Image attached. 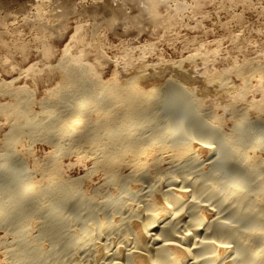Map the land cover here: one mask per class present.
Returning a JSON list of instances; mask_svg holds the SVG:
<instances>
[{"label": "bare ground", "instance_id": "obj_1", "mask_svg": "<svg viewBox=\"0 0 264 264\" xmlns=\"http://www.w3.org/2000/svg\"><path fill=\"white\" fill-rule=\"evenodd\" d=\"M130 1H133L132 4H130ZM112 2H114V0H86L85 5L80 6L78 11L72 10L73 16H92L93 21L88 26H84L80 22L76 24L77 28L82 30L79 34H77V37L75 36V38H73L75 40L72 41V44L81 46V53H69V47L65 44L60 51L61 55L59 57L56 55V50L49 45L48 42L50 41V38L56 37L61 33L60 30L64 23L60 22L58 25L53 26L51 24V20H49L51 17L50 9H48L49 7H47L42 1L34 0L33 6L36 18L30 22V24L35 34L29 38L21 36L22 32L21 30H18L21 26L9 27L6 23L7 16L5 20H0V116L11 122L12 130L10 131H13L14 133L16 132L14 136H18L17 131L22 129L24 132L26 129L23 128L26 126H24L26 117H28V122L26 124L29 128L32 126H30V124L33 122V124H41V120H39V122H35L37 118H34V113V115H32V112L29 111L31 116L35 119H33L32 122L30 115H24L25 113H28L27 105L29 107V98L31 99L33 94L39 96V99L37 100V104L34 100L30 103H35L36 105L41 106V108L42 106H45V109L48 105H50V107L52 106L51 102L54 101L53 99L57 97L60 91H66L64 92L65 94H69L70 92L71 95L69 94L65 96L64 94L63 96L65 97H61L63 99L65 98L67 101H71V98L73 100V96H75L74 98H76V96L81 98L83 93L86 92L85 90H92V86H96V88H100L101 90L106 89L108 92H106V94H108V97L105 96L106 98H109L111 94L117 95L115 96V99L117 98L116 100L113 99L114 96H110L113 97L111 98V105L113 106L111 111H114L115 114L113 113V116L112 112L110 113L113 117L109 116L110 114L108 113L110 111H103L105 108L101 105V103L94 104L92 107L90 105L89 109L85 113L81 112L80 110H82L84 104L86 103V97L81 99L79 98L77 103L74 102L75 106L73 105V108H71L70 103L69 107L71 110L74 109L71 114L74 116L70 117V119L68 118L66 122L64 120L65 125H63L70 131H75L78 126L84 122V116L90 113L89 117H85L86 121L81 129V132L79 131L80 133H77L74 138L69 141L70 143L67 141L69 143L68 147H65V149L61 146L65 149V153L75 157L73 163L66 165V167L70 169L75 164L83 163V166H86L83 172L84 176H81V178L76 176L78 177L76 178L74 176L67 177L63 174L64 164L61 160H59L61 159L59 158L60 154H57V150L54 149L53 153L46 155L42 164L37 163L34 165V170L42 172L41 174L43 175L39 179L34 180L30 185L26 186L24 190H22V194H25L24 196H26L28 192L31 193L34 191L35 196L31 197L29 202L30 204L32 202L31 205H33L34 202L36 203V200H39L38 197L45 196L60 202L62 201L61 203L66 208L69 207L68 204H66L67 200L70 197H73V195L75 197L78 196L76 194H80L82 198H80L81 200L76 202L74 206L82 210L88 209L90 215H100L101 226L99 227L101 230L106 226L113 224L112 229L109 231L104 232L100 230L105 233V236L94 239L89 237L90 239L92 238V243L89 242V244L91 243L90 246L86 245V247L85 244H75L76 249L74 250L73 261L77 264H211L213 262L215 264H239L241 263L239 260L241 261L243 255L237 252L236 255H232V253H234L233 251L231 253L233 259H229V255L224 254L226 247H223V245L220 246L221 244L218 245L219 241L217 242L219 236L223 235L224 237L227 236L226 238H232L236 231V233L240 232V237H238L239 235H236V240H239V244L241 241L244 242V253L252 258L249 263L264 264V232H256V230L254 231L252 227V229L250 227L242 229L240 225L236 226L237 228L239 227L238 229L240 230L232 228V226L229 228L230 225H228V223L230 224V222H227V220L236 222V219L239 217L244 214H249L244 213V207H247L248 210L245 209L246 211H252L250 215L255 214V216H251V218L248 219L249 221L264 220V182L259 181L262 180V177H260L261 175H258V172H256V169L258 170L256 166L259 164L264 165V160L258 161L256 158L257 155L255 154V157L252 155L250 158L244 156L245 158L247 157V159L243 161L244 166L246 161V166L252 175H254L255 172L258 175L257 177L255 174V176L259 179V182H257L259 183L258 185H262V193L260 191L259 194L252 195L254 193H242L237 187H231L227 190L228 193L226 192L227 195H225V197L224 195H220V192L219 195L221 197L216 196L214 199L211 198L212 201L220 200L222 198L221 202L218 201L220 208L221 206L224 207V205L227 206L228 202L231 201L228 197L231 198L232 195H236V197L228 205L229 207L227 210H229L227 213L229 215H225L224 213V215H221V213H218L221 211V208L217 209L220 210L218 212L216 209H213L216 202L209 206H206L205 203H199L200 201L198 202V200L204 198L202 197L203 195L198 198L199 195L197 194L200 191H197L198 193L194 191V194L190 198L186 197L188 198L186 199L184 196L186 191L183 190V185L189 182L190 179L188 177H183L180 184H176L177 179H175V177H162V175L166 172L162 165L164 163H167L170 166L178 164L181 165L179 166L181 170L187 171L188 168L184 165V162L178 163V161L195 152V145L190 143L172 144L171 142L164 140L166 139V135L161 132V129H159L161 128L159 127L161 118L157 114L156 106L159 95L157 94V96H154V94L160 90V85H151L146 88V86L150 85V83L156 79L154 75L159 74L158 77L160 78L162 76L161 74L167 70L177 72L178 70H183V65L188 64L190 68H187L188 71L196 73V78L198 79L197 81L201 83L198 85L197 91V87H195V91L199 92V94H197L199 99L197 100L199 103H197L198 105H200L205 97H209V102H211L213 107H216L214 109H221L223 114L227 113L230 115V120L232 118L235 119L234 123L238 120L236 119L237 116H231V113L234 110L240 111L243 109L244 114L251 112L256 119L258 117L264 119V86L261 82L262 74H254L251 70L254 66H259L261 67L260 69H264V60L260 63H255V59L253 58H244L242 62L243 65L240 66L234 63L232 61V57H230L228 59V62L230 61L229 63L231 64L230 67L226 69H214L205 75L203 74V70L206 68L199 73L191 66L194 58L193 55L178 61L164 62L158 58L156 59L157 62L155 64L154 62L149 63L151 60L148 59L145 61L140 60L138 63H134V65H132V62L127 60L122 65H119L115 63V57L108 55L109 51L113 49L111 41L107 39L105 32L99 31V24L106 22L103 20L101 21V19H97L96 16L101 14L104 18H108V34L114 33L117 29V27L114 26V23L118 20H122V22L117 25L120 27L123 25L126 27L129 26L127 29L128 33L133 30H137L135 32H138L150 29L148 31L150 35L166 37L169 31L176 29L175 27L187 29L190 28L192 24H195V22L203 21L209 14L211 16L215 15V11H223L224 13L229 14L230 18L235 19L236 26L234 29H230L228 23L226 22H218L220 27L223 28L222 34H227L224 36L225 38H223L228 41H233L238 36V34H235L234 32L236 30L242 29L247 36L246 32H248V28L244 24L242 16L236 13V9L240 11H244L245 8L250 10L252 6H250L249 0H196L195 6L191 9L185 7V5L180 2L175 3V0H120V2L114 5L116 6L115 8L111 7ZM207 8H211L207 12L208 14L205 11ZM51 9L53 10V8ZM127 9L128 11L125 12ZM187 17H190L191 21ZM125 19H128V24L124 22ZM79 21H81V18ZM204 36L207 38V34ZM248 44L249 41L247 40V37L243 36L238 38L235 42L236 46L234 47L238 49V52H240L245 49ZM15 53L20 54L19 62L13 58ZM28 53H33L35 58H39V60L30 63L32 59L28 58ZM88 59H92V62L90 61V63H88ZM110 62L114 64L113 74L115 75L108 80L102 81L96 74V69H93V67H101V69L105 70L108 68V64ZM204 62L205 61H203L202 64H205ZM93 70L95 72H93ZM7 73H15L16 76L9 81L1 78L3 77V74ZM231 76H233V78L238 82L236 85L228 84L227 78ZM18 81L21 82V86L15 85ZM89 85L92 86L90 87ZM106 90L103 91L105 92ZM90 93L91 91L89 94ZM101 94H103V92H101ZM29 95L31 96L29 97ZM105 97L103 98V101H107L105 100ZM74 103L72 101V104ZM53 104L55 103L53 102ZM58 107L59 105L57 106L56 104L55 108ZM77 109L79 110L76 112ZM42 110L41 111L44 112V109ZM23 112L25 113L23 114ZM42 112L40 114L39 111L40 116L44 114ZM134 112L141 115V117L143 116V121H141L150 127V130L148 131H151V133L148 132L149 134H145L147 136H143V133L142 135L139 133L142 130H140V128L143 127L138 128L135 125L137 129L133 128L136 122H134V124L131 121L129 122V120L134 117ZM244 114L243 116H247ZM216 115L217 116H215L214 120H220L221 117L218 114ZM23 116L25 117L22 118ZM240 116L238 117L239 119L242 117ZM29 117L31 118L30 124ZM49 120H45V122H49ZM51 121L55 122L52 119ZM47 122L45 123L46 125H41L47 126V124H49ZM55 123L57 124L58 122ZM55 123L51 124V128L54 127V129H58L57 126L55 127ZM39 125L33 126L41 129V126ZM49 125L47 127L50 128ZM60 127V130H62V126ZM29 128L26 130L29 131ZM42 128L46 129L44 126ZM31 129L32 127L30 130ZM42 130H40V133L43 132ZM27 131L26 134L28 133ZM47 131L48 130L46 129V132ZM23 132L19 133H22L23 135ZM46 132L44 131L45 134L43 133V136L45 135L44 137L48 135H46ZM56 132L58 131L56 130ZM59 133H61V131ZM59 133H57V136ZM62 134L63 133H61L59 137ZM61 137L63 138L64 135ZM146 137H148V139H146ZM65 141L64 143L67 145ZM6 142L7 141L5 139V143ZM58 148L59 146H57V149ZM65 153L62 154L65 155ZM232 155H238V151L233 150ZM260 158L258 159L260 160ZM88 164H90V167H87ZM97 173L101 174L102 178L100 184L96 186L97 191H100V193L108 191L110 193L109 196H111H108L109 198L106 199L104 198L105 196H100L101 198L98 197L100 199L99 201L92 199L93 197L91 195L88 196L89 192L88 194L86 193L88 189L87 183L90 182L89 179H91L92 175ZM88 176L89 179L87 178ZM140 179L144 180L143 183H146V185L152 186L150 187L152 189L147 191L146 186H144L142 182L140 183ZM218 179L221 180V177L217 178V180ZM217 180L214 179V181ZM57 183H60L58 188H48L50 185L52 186ZM159 185L162 187H159ZM212 186L213 185L209 187L211 189L214 187L212 191L217 190L215 186ZM122 187H124V191L122 192L124 195L122 198H118L116 194L123 190ZM201 190H203V187ZM205 191L203 190L202 193ZM22 194L20 195L19 192L17 197H24ZM129 194L142 199V208L140 207L136 209V207L130 205ZM17 197L16 199L19 201V198ZM227 198L228 202H226ZM71 199L72 198H70V200ZM10 200L12 199L10 198L7 204L5 202L4 206L13 207L14 205H12ZM202 200L206 201V203L209 202L206 199ZM208 200H210V198H208ZM12 201L15 202L16 200ZM20 201H22V199ZM38 202L39 201H37V203ZM40 202L38 204L36 203V206L40 205ZM260 202L262 204L259 206L258 204ZM252 203L255 204L253 205L254 207H252ZM30 204L29 206L27 205V207L31 208ZM4 206L0 208V216L5 215L7 212V208ZM248 207H252V209ZM214 208L217 207L215 206ZM20 209L16 208L13 212L14 219L21 217L20 213L22 210ZM28 210L26 211L27 213H25L27 214V217L29 216L30 218ZM204 211L210 212H207V214H212L213 212L216 214L209 222L208 228L201 227L203 223H207L209 221L207 220ZM22 212L25 214L24 211ZM29 214L33 215L30 212ZM106 214H110L112 217V220L110 219L111 221H107L109 223H107L108 225L103 218ZM123 214L126 216L123 217ZM101 215L103 217H101ZM9 217H11V215ZM27 217V220L25 219L26 222L29 220L31 221V219ZM31 218L33 220L34 217L31 216ZM64 218V216H60L59 219H57L59 221L51 226H43V224L40 225L43 227L38 234V238L36 237L35 239L34 237L31 240L39 239L40 241L37 240L39 242L36 244L38 246L44 239L55 241V244L59 245L60 243L61 245L62 243L64 245V242L65 244L67 243V245L70 244L71 240L68 239L70 241L69 243V241H66L65 238L70 237L71 233H73L74 236L75 234H79L77 233L79 230H72L74 228L73 223L71 222L73 225V227L71 226V229L65 222ZM11 221L12 220L9 221L7 219L3 223L8 224L9 222L11 223ZM34 221L35 220H33V222ZM23 222L26 223L25 221ZM90 226L92 227V225ZM91 227L88 228L91 229ZM88 228L86 229L89 230ZM177 228L182 229L177 232ZM97 231L99 232L98 229ZM23 232L24 230H21V234ZM107 232L108 234H106ZM258 232H261L260 235L256 234ZM57 233H59L60 236H58ZM95 234L97 235V233ZM23 235H25V232ZM63 237L65 240H63ZM84 237L85 236H83V238L81 237L82 240L80 239L79 241L84 243L87 239L89 241L88 236H86L87 238L85 237L86 240ZM27 240L29 241L30 238L28 237L26 241L22 240L24 243L21 244L19 240L20 245L15 248L13 242V251L16 250V253L13 254L19 253L17 255L18 257L20 254L22 255L28 252L31 253V249H27L29 247L26 245L30 243L29 246L33 245L32 247H34L35 240L32 241L34 243L32 245L31 242H28ZM220 241H222V239ZM15 242L16 246L18 243L17 241ZM215 242H217V244H215ZM254 243H258V245L254 246ZM24 244L26 245L24 246ZM63 247L66 246L64 245L62 248ZM3 248H5L4 252L6 253H3L2 251V254H5L2 256H10L11 253L8 251L12 248L11 244L8 246L6 245L5 247L3 244ZM33 249L32 251L34 252L36 249ZM38 250L39 252L42 251L41 249H37L36 252ZM67 250H69V247ZM67 250L66 252L68 253ZM39 252H34L36 255L32 253L34 256H31V254L28 255V258L29 256L32 258L30 263L44 264L43 255H40ZM69 256L72 258L71 252ZM45 257L44 260L46 259ZM12 258H10V262H13ZM4 260L7 259L4 258ZM16 260L17 258L15 259V262L18 260L22 261V259ZM26 261H28V259L25 260V264ZM61 261L60 264L62 263ZM5 263L7 264V261L4 262V264ZM15 264H24V262L18 261ZM48 264L50 263L48 262Z\"/></svg>", "mask_w": 264, "mask_h": 264}, {"label": "rangeland", "instance_id": "obj_2", "mask_svg": "<svg viewBox=\"0 0 264 264\" xmlns=\"http://www.w3.org/2000/svg\"><path fill=\"white\" fill-rule=\"evenodd\" d=\"M40 1H42L43 3H45L47 7H49L48 9H50V12H51L50 13L51 17L49 18V20H51V24L53 26L58 25L60 22L64 23L60 30L61 33L56 37L50 38V41L48 42L49 45H51L56 50L57 57L61 55L60 51L65 44H67L69 47L68 49L69 53L70 52H72V54L81 53V46H76L72 44V41L75 40L73 38H75V36L77 37V34H79V32H81L82 30V29H78L76 24L80 22L82 25L88 26L93 21V19H92V16H81V15L73 16L72 10L78 11L80 9V6L85 5L86 0H40ZM175 1H176L175 3L180 2L184 4L185 7L189 9L193 8L196 4V0H175ZM118 2H120V0H114V2H112L111 7L115 8L116 6L114 5ZM132 2L133 1H130V4H132ZM33 3H34V0H0V20L1 19L5 20L7 16L6 23L8 24V26L9 27L21 26V28H18V30H21L22 32L21 36H24L25 38H29L30 36L35 34L30 24V22H32L36 18ZM249 3H250V6H252L250 10L246 8L244 11H240L236 9V13L242 16L244 24L248 28V32H246L247 36L242 29L236 30L234 32L235 34H238V36L233 41H228L227 39H224L225 38L224 36L227 34H222L223 28L220 27L218 22L219 21H222V23L226 22L228 23L230 29H234L236 26L235 19L230 18L229 14H226L223 11H215L214 12L215 15H212V16L209 14L210 16L208 15L201 22H195V24H192L190 28L184 29L180 27H175L176 29L169 31L166 37H163V36L158 37L159 35L152 36L150 35V33H148L150 29H146L145 31H138V32H135L137 30H133V31L131 30L132 32L129 31L128 33L127 29L129 26L126 27L125 25H123L122 27H120L117 25L118 23H121L122 20H118L116 23H114V26L117 27L116 31L114 33L108 34L109 33L108 31L109 27L107 26L108 18H104L103 16H101V14H98L96 16H97V19H101V21L103 20L106 22V23L99 24V31L105 32L107 39L111 41V45L113 49L109 51L108 55H110L111 57H115V63L122 65L127 60H130L132 62L131 64L134 65V63L136 64L140 60L145 61L149 59L151 60V62L149 63L154 62L155 64L157 62L156 59L158 58H160L164 62H167V61L182 60L188 56L193 55L194 58H193V63L191 64V66L194 67V70L196 69L199 73L204 68H206L203 70V74L205 75L206 73H209L214 69L218 70V69H226L230 67L231 65L229 63L230 61L228 62V59L230 57H232V61L234 63L240 66L243 65L242 62L244 58H251V59L253 58L255 59L254 60L255 63H260L264 60V0H249ZM51 8H53V10ZM210 9L211 8H207L205 10L206 13ZM126 11H128V9L125 10V12ZM79 17L81 18V21H79L80 20ZM187 18L191 21L190 17H187ZM127 20L128 19H125L124 22L127 23ZM205 34H207V38H205L206 37L204 36ZM243 36L247 37L249 44L245 49L238 52V49L234 47L236 46L235 42L238 40L239 37H243ZM226 55H229V56H226ZM27 56L28 58L32 59L30 63L35 62L36 60H39V58H35L33 53H28ZM13 58L17 62H19L20 54L15 53ZM87 61L88 63H90V61L92 62V59H88ZM201 61L202 62L205 61L204 62L205 64H202ZM108 65H109L108 68H106L105 70L101 69V67H97V68L93 67V69H96V74L99 76V78L102 81L108 80L112 76L115 75L113 74L114 64L110 62ZM182 67H183V70L181 69V70H178L177 72H172V71L167 70L166 72L161 74L162 76L160 78L158 77L159 74L154 75L156 79L153 80L150 83V85L146 86L147 88V87H150L151 85H160V90L156 94H154V96L155 95L157 96V94L159 95L158 103L156 106H157V114L161 118V121L159 123L160 125L159 127L161 128L159 129H161V132L166 135L165 136L166 139L164 140L167 142H171L172 144L173 143L174 144H187V143L189 144L190 143L192 145H195V152H193L192 154H189L188 157L182 158L179 161L177 160L178 163L184 162V165L187 166L188 168L187 171L181 170V168H179V166L181 165L176 164L174 166H170L169 164L164 163L162 167L165 169L166 172L165 174L162 175V177L164 178H167L169 176L175 177V179H177L176 184H180V181L183 180L182 179L183 177H188L190 181L185 183V185H183V190L186 191V193L184 194L185 198L186 197L190 198L194 194V191L195 192L200 191L199 193L197 192L198 193L197 195H199L198 198H200L203 195L202 197L204 198L202 199L204 200L206 199L209 202L206 203V201H203L202 199H201L202 201L198 200V202L200 201L199 203L201 204L205 203L206 206L212 205L213 203L216 202L214 207L216 206L217 208L213 207V209H216V210L219 208L218 201L221 202L222 198L220 200H214V201H212V199L220 195L222 196L224 195L225 197V195H227L228 193L227 190L231 187L232 188L237 187L239 191L242 193H250V194L254 193L252 195L259 194L260 191L262 193L263 192L261 190L262 185H258L259 183L257 182L259 181L264 182L262 181L264 180L263 179L264 178L263 177L264 167H262L264 165L259 164L256 166L258 168V170L256 169V172H258V175H261L260 177H262V180H259L257 178L258 175L256 174V172L254 173V175H252L246 166V161H245V166H244L243 161L246 160L247 157L250 158L252 155H254L253 157H255V154L258 156V157L256 156L258 161L264 160V119L259 118V117L256 119V117L253 116L251 112H247L246 114H244L243 109L240 111L234 110L231 113V116L232 117L237 116V118L236 117L235 118L239 120V121L236 120L239 123L237 122L234 123L235 119L231 117L232 119L230 120L229 118L230 115H228L227 113L223 114L221 109H214L216 107H213L211 102H209L210 101L209 97H205L203 101L200 103V105H198L199 103L197 100L199 99H198L197 94H199V92H196V91L198 89V85L201 83L197 81L198 79L196 78L197 76L196 73H194L193 71L192 72L188 71L187 69L189 68L188 64L183 65ZM260 68L261 67L259 66H254L253 69L251 70L254 72V74H262L261 82H262V85L264 86V69H260ZM93 72L95 71L93 70ZM15 76H16L15 73H7V74H3V77L1 78H4L9 81ZM227 81H228V84L236 85L238 83L233 78V76L228 77ZM20 84L21 82L18 81L16 82L15 85L21 86L22 84L21 85ZM89 86L91 87L92 85H89ZM195 87H197L196 91H195ZM92 90H90L92 94L91 93L89 94L90 91L85 90L86 91L85 93L87 94L83 93V95L81 96V98L86 97L87 100L85 99L86 103L84 104V107L80 111L85 113L89 109L90 105L92 107L94 106V104L101 103V105L104 106L105 108L103 111L106 112L108 110L110 111L108 114H110L112 112L111 110L113 109L112 108L113 106L111 105L112 103L111 98L113 97H110V96L111 95L114 96L113 99L116 100L117 98L115 99V96L117 95L111 94L109 96V98L111 99L110 100L109 98H106L108 97L107 96L108 94H106L107 92L106 89L101 90L100 88H96V86H92ZM98 90L99 91L101 90V91L99 92ZM103 90H106V91L104 92ZM64 92L66 91L59 92L57 97L53 99L54 100L53 102L55 104L51 102L52 108L50 107V105H48L46 107L47 110L45 109V106L44 107L42 106L41 108V106L36 105L37 100L39 99V96L31 94L32 96L29 95V97L31 96V99L29 98L30 108L27 105L28 113H25L27 112L25 110H24L25 112H23V114L25 113L24 115L28 114L27 116L30 115V117L32 118L31 119L29 117V124L33 121L35 117L37 118V120L34 119L35 122L37 121L39 122V120H41L40 121L41 124H45L47 122V121L45 122V120L50 119L49 122H47L50 124V125L47 124V126L49 125L50 128H51V124L58 122L57 124L56 123L54 124L55 127L57 126L58 129L56 128L54 129V127L51 128L52 130L54 129L53 130L54 132L49 127L45 126L46 124L45 125H41V124L39 125L38 123L33 124L34 122L30 124V126L32 125L31 126L32 129L30 130L31 127L29 128L26 124L28 122V117H26L24 126L26 125L29 128V131H27L28 128L25 126L23 128H26L27 130L23 129L24 130L23 132L21 129L17 131L18 136L17 135L14 136L16 132L14 133L13 131H10L12 130L11 122L0 116V208L4 206L5 202L7 204L10 198L12 200L18 201V199H16L17 194L19 195V192H20V195H21L22 190H24L26 186L30 185L34 180L42 177L43 175L41 174L42 172L34 170V165L37 163L42 164L43 159L46 157V155L53 153L54 149L57 150L56 152L57 154L58 153L60 154L59 155L60 157L59 156L58 157L61 159L59 160H61L64 164L63 174H65L67 177L78 176L81 178V176H84L83 172L86 166L84 167L83 163L75 164L70 169L66 167V165L73 163V160L75 159V157L73 155L71 156L70 154L68 155L67 153H65L64 150L68 147V144L70 143L69 141H71L77 133L79 134L81 132V129L86 121L85 117H89L90 113L84 116V119H83L84 122H82L75 131L72 132L68 128H65L63 126L65 125L64 120L66 122L68 118L70 119V117L74 116L73 114H71L74 109L71 110V108L75 106V103L79 101L80 97L76 96V98H74L75 96H73V100L72 98L71 99L69 98L71 101H67L65 100V98L63 99L61 97H65L66 95H69L70 92L67 91L69 92V94L67 93L65 94ZM101 92H103V94H101ZM64 94L65 96H63ZM154 96L152 97L155 98ZM104 97H105V100L107 101H103ZM32 100L36 101L35 102L36 104L30 103ZM72 101L73 103L74 102L75 103L72 104ZM70 103H71V108L69 107ZM56 104L57 106L59 105L60 108L59 107L55 108ZM40 108L41 110L44 109V112H42L43 110L41 111ZM78 110L79 109H77L76 112ZM29 111L32 112L31 113L32 115L35 114L34 118L31 116ZM39 111H40V114L41 112L44 113L42 114L44 117L42 115L40 116ZM113 113L114 111L112 112V114ZM112 114H110L109 116L113 117L115 113L113 114V116ZM216 114H218L221 117L220 120L216 119L218 121L214 120L215 116H217ZM243 114L247 116H243ZM239 116L241 117L240 118L241 120L238 118ZM24 117L25 116H23L22 118ZM30 119H31V122H30ZM51 119L54 120L55 122L51 121ZM141 120L143 121V116L141 117V115H138L137 113L134 112V117H132V119H130L129 122L131 121L133 124L134 122H136L134 126L132 125L133 128H136L135 125L138 128L143 127V128H140V130L142 129L141 130L142 132L139 129L138 130L140 132L138 130L137 131L141 135L143 133L144 134L143 136H147L145 134L151 133V131L150 132L148 131L150 130V127L144 124ZM33 125H36V126L39 125L41 126L40 127L41 129H39V127H37L38 128L37 129L36 126H33ZM43 126L48 130L47 131L48 133L46 132V129L42 128ZM60 126H62L63 128L62 130H60L61 129ZM48 128L50 129L51 132L49 131ZM40 130L43 131L41 132L42 134L40 133ZM56 130L58 132H56ZM59 130L61 131V133H63L61 136L64 135L63 138L66 141L61 136H60L61 138L59 137V135L61 134L59 133L60 132ZM26 131L28 132L27 134H26ZM44 131L46 132V135L48 134L46 137H44L45 135L43 136ZM19 132H23V135L22 133H19ZM57 133H59L58 136H57ZM5 139L7 141L6 142L7 145L9 144L8 146L5 143ZM8 139H9V143H8ZM60 139H61V142H60ZM62 139L66 142L67 145H65ZM146 139H148V137H146ZM3 142L5 143L6 148ZM57 146H59L58 149H57ZM61 146H63L64 148L66 147V148L64 149ZM233 150H237L238 155L233 156L232 155ZM62 153H65V155L66 154L67 155L65 156ZM244 156H247V157L245 158ZM258 158H260V160ZM87 167H90V164H88ZM255 174L257 175V177L255 176ZM216 175H217V178L221 177V180L218 179L219 180L218 181L216 178ZM253 176L257 178V181H256V178H254ZM87 178L89 179V176ZM214 179H216L217 181H214ZM140 180H141L140 183L142 182V184L146 186L147 191L152 189L150 188L152 186L146 185V183H143L144 180L142 179ZM89 181L90 182L87 183L88 189L86 193L88 194L89 192L88 196L91 195L93 197L92 199L94 200L96 199L95 201H99L100 200L99 198L101 197L105 196L104 197L105 199L111 197L109 196L110 193L108 191L104 193H100V191H97L96 189L97 188L96 186L100 184V182L102 181L101 174L97 173V174L92 175ZM200 182L202 186L200 185ZM59 185L60 183L59 184L57 183L52 186L50 185V187L48 188L50 189L58 188ZM195 185H197L198 187ZM211 185L215 186L217 190L212 191L214 187L212 186L213 187L212 189L209 188L211 187ZM159 187H162V186L159 185ZM202 187L204 191L206 190L204 193H202L203 192V190H201ZM208 188L210 189V191ZM122 189L123 190L120 192L121 194L118 193L119 191L117 192L118 194H116L118 198H122L124 195L122 193L124 191V187H122ZM91 192L94 194H92ZM99 194H102V195H99ZM24 195L25 194H22V196ZM76 195L78 196L74 197L73 195V197H70L72 198L71 200L70 198L67 200L66 204H68L69 206L67 208L61 203L62 201L60 202L58 200L47 198L45 196L38 197L39 200H36V203L37 201L39 202L42 201L40 202L41 206L40 205L36 206L35 202L33 205H31L32 202L31 204L29 202H30L31 197L35 196L34 191H32L31 193L28 192L27 195L24 197H21V196L17 197L19 198L18 202L16 201L14 202L10 200L12 205L14 206L8 207L5 205L4 207L7 208V212L5 215L0 216V263L2 262L1 264H4V262L7 261V264L8 263L15 264L19 261V262H24L25 264V260L28 259V261H26V264H32L30 263L32 259L31 256H34L32 255V253L33 254L38 253L39 250L37 252L36 250L41 249L42 251H40L41 253L39 252V254L43 255L44 264H46V262L47 264L48 262L50 264H60L61 260H62L61 264H64V263L65 264H77V263H74L73 261V257H74L73 254H74V250L76 249L75 244L76 245L85 244V246L86 245L90 246V244L92 243L91 242L92 238L94 239L97 237L105 236L104 232L111 230L113 227L112 226L113 224L106 226L105 227L106 230L105 228H103L104 230L103 229L101 230V228L99 227L101 226L100 215L99 216L98 214L90 215L88 209L82 210L74 206L75 203L81 200L80 198H82L80 194H76ZM128 196L130 198V205L136 207V209L140 207L142 208L143 203L141 202L142 201L141 198L136 197L132 194H129ZM232 197L231 198L228 197L231 200L230 202H228V198H227L226 202H228V205L232 202V200L236 197V195L234 196L232 195ZM208 198H210L211 201L208 200ZM21 199L22 201H20ZM28 203L31 205V208L27 207V205L29 206ZM261 204L262 203L260 202L258 205L260 206ZM228 205L227 206L224 205V207L221 206L220 208L222 212L220 210H217V212L220 211L218 213H221V215H224V214L227 215L228 214L227 211L229 210V209L227 210V208L229 207ZM251 205L252 207H254L253 205L255 204L252 203ZM252 207H248V208L252 209ZM16 208L18 209L22 208L20 210L24 211V213L29 208L28 215H30V218L29 216L27 217V214H26L27 212L23 214V212L21 211L20 213L21 217L19 218H22V219H19L18 217H17L18 219L16 218L14 219L13 212L16 210ZM245 209L248 210L247 207H244V213H249V214H244L243 216L239 217L238 219H236V222H233V221L231 222L230 220H227V222L228 221L230 222V224L228 223V225H230L229 228H231L232 226V228L238 229L239 227L237 228L236 226L240 225L242 229L245 227L247 228L252 227L254 231L256 230V232L257 231L264 232V220L249 221L248 219L251 218V216L252 217L255 216V214L253 213L254 215L252 214L250 215L252 211L251 210L246 211ZM29 212L32 213L33 215L29 214ZM207 212L209 211H204V214L207 217V220L209 221L207 223L205 222L202 224L201 227L203 228H208L209 222L211 221V219L214 218V215H216L215 212H213L212 214H209L210 212L207 214ZM10 215L11 217H9ZM25 216L31 219V221L29 220L26 222L27 219ZM31 216L34 217L33 220H35L36 222L35 221L33 222ZM60 216L65 217L64 218L65 222L70 226L71 229L74 225V228L72 230H76V229H77L76 231L79 230L77 232L79 234L77 235L75 234L74 236L73 233L70 232L72 230L69 229L71 236L65 239L66 241L71 240L72 244L70 243V241H69L70 244L68 245L67 243L65 244L64 242V245L67 248L63 247L64 248L63 249L62 248V246H64L63 243L62 245L61 243L59 245V244H55V241L44 239L45 241L43 240V242H40L41 244H39V246L36 245L38 244L40 240L37 239L39 240L37 241L35 239L36 237L38 238V234L41 231L42 227L47 226V225L49 226L54 225V223L59 221L57 219H59ZM124 216L126 215L123 214V217ZM101 217L103 216L101 215ZM103 218L106 224L112 220V217L110 214L104 215ZM7 219L9 221L12 220L11 223L10 222L8 224L3 223ZM23 221H25L26 223H24ZM71 222L73 223V225ZM42 224L43 226L41 227L40 225ZM90 225H92L93 228ZM87 226L89 228L91 227L92 230L89 229ZM86 228H88L89 230H87ZM97 229L99 230L101 234L97 231ZM181 229L182 228H177L176 231L178 232V230H181ZM21 230H24L25 235H23L24 232L21 234ZM100 230L104 232H101ZM236 232L234 234L235 237L232 236V238L231 237L226 238L227 236L224 237L223 235L219 236V239L217 240V242L219 241L218 245L221 244L220 246L223 245V247H226L224 254L229 255V259L232 258V255H236V252H237L244 256V257L242 256L243 259L241 258V261L239 260V262H241L242 264H248L249 262H251L252 258L249 255L248 256L245 255L244 246H243L244 242L240 240L241 242L239 244V240H236L237 239L236 237L238 235H239L238 237H240V232L238 233ZM95 233H97V235ZM260 233L258 232L256 234L260 235ZM106 234H108V232ZM57 235L60 236L59 233H57ZM83 236L85 237L88 236V238L89 237H92V238L91 239L89 238V241H88V239L86 240L87 237L86 238L84 237L86 240V241L84 240L85 241L84 243L82 241H79L81 237L83 238ZM28 237L30 238L29 241L31 242V245L35 243L34 244L35 248L32 247L33 245L29 246L30 243H28L29 241L27 240L28 242H25V243H28V245L24 244V246L26 245L27 247H29L27 249L29 250L31 249V253L28 252L22 255L20 254L17 257L19 253L13 254V253H16V250H14L15 251L14 252L13 249L15 247H18L21 243H24L23 241H26ZM34 237H35L34 239L35 242L33 243L32 241L34 240H31V239H33ZM16 238H19V239H16ZM65 239L63 237V240ZM75 239L76 240L78 239L77 242ZM221 239L222 241H220ZM19 240H20V244H19ZM15 241H17L18 243L16 244V246H15V243H16ZM89 242L91 243L89 244ZM217 242H215V244H217ZM3 244H4V247L6 245L8 246L11 244L12 252H11V249L8 252L12 254L13 258L11 257L10 253H9L10 256L7 255L8 257L2 256V255H5V254H2V251L3 253H6L4 252L5 248H3ZM12 244L14 245V248ZM256 245H258V243H254V246ZM68 247H69V250H67ZM32 249L33 250L36 249L34 251L35 253L32 251ZM66 250L68 251V253L66 252ZM233 251L234 253H232ZM70 252H71L72 258L71 256H69ZM30 254L31 256H29L28 258V255ZM13 255H16V256H13ZM9 257L12 258V261L14 263L10 262L11 259ZM15 257L17 258V260L22 259V261L16 260L17 262H15V259H16ZM44 257L46 258L45 260H44ZM4 258H6L7 260H4Z\"/></svg>", "mask_w": 264, "mask_h": 264}]
</instances>
